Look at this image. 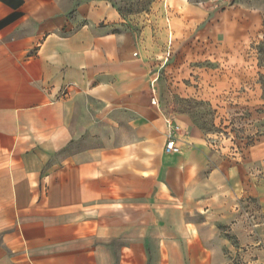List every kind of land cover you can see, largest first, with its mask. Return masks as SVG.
<instances>
[{"label":"crops","instance_id":"0c3cea01","mask_svg":"<svg viewBox=\"0 0 264 264\" xmlns=\"http://www.w3.org/2000/svg\"><path fill=\"white\" fill-rule=\"evenodd\" d=\"M150 42L109 0H0V264L232 262L241 195Z\"/></svg>","mask_w":264,"mask_h":264},{"label":"rangeland","instance_id":"374dc122","mask_svg":"<svg viewBox=\"0 0 264 264\" xmlns=\"http://www.w3.org/2000/svg\"><path fill=\"white\" fill-rule=\"evenodd\" d=\"M74 1V0H70ZM149 26L155 93L229 168L244 221L230 264H264V0H109ZM243 243V245H242Z\"/></svg>","mask_w":264,"mask_h":264},{"label":"built area","instance_id":"2783aa9c","mask_svg":"<svg viewBox=\"0 0 264 264\" xmlns=\"http://www.w3.org/2000/svg\"><path fill=\"white\" fill-rule=\"evenodd\" d=\"M152 101H153L154 104H159L157 98H153ZM167 123H168V130H167V133H166L165 150L167 152H171L176 147L177 134H178V132L180 130V126H179V124L175 123L171 119H168Z\"/></svg>","mask_w":264,"mask_h":264}]
</instances>
